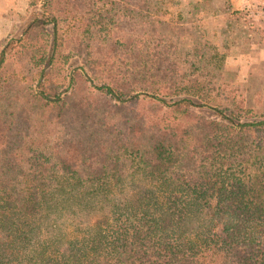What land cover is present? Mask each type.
I'll use <instances>...</instances> for the list:
<instances>
[{
	"label": "trees",
	"instance_id": "16d2710c",
	"mask_svg": "<svg viewBox=\"0 0 264 264\" xmlns=\"http://www.w3.org/2000/svg\"><path fill=\"white\" fill-rule=\"evenodd\" d=\"M58 1L67 7L71 0ZM88 1L87 9L80 2L59 8L64 16L53 13V20L58 26L79 20V11L91 14L96 2L123 0ZM98 17L112 24L108 13ZM38 21L0 53V264H264V120L242 121L253 116L243 106L218 107L221 119L197 110L192 97L205 88L187 72L165 73L168 57L150 49L143 33L139 42L132 35L106 43L132 51L129 81L107 77L89 86L81 76L86 95L49 101L60 84L48 91L51 75L42 93L27 94L20 75L3 69L22 68L14 54L44 31L45 45L30 48L37 79L45 72L53 40L46 20ZM139 26L144 30L145 21ZM58 40L57 49L59 33ZM57 49L53 66L81 56ZM86 56L90 73L106 64L92 47ZM148 66L160 80L147 78ZM138 89L153 94L111 103ZM55 109L57 122L50 121ZM53 122L59 133L38 138Z\"/></svg>",
	"mask_w": 264,
	"mask_h": 264
},
{
	"label": "rangeland",
	"instance_id": "374dc122",
	"mask_svg": "<svg viewBox=\"0 0 264 264\" xmlns=\"http://www.w3.org/2000/svg\"><path fill=\"white\" fill-rule=\"evenodd\" d=\"M53 1L50 4L47 0H20V11L19 15H15L14 30L6 43H0V53L5 50L7 52L35 28L36 20H39L40 25L46 20L45 31L51 33L50 39L53 43L52 47L46 49V60L42 65L45 72L37 79L34 73L39 68L35 67L34 55L30 48L45 45L44 31L35 32H39L37 37L27 44L33 46L25 45V48L21 47L14 54L13 60L22 68L16 69L13 63H8L3 69V72L15 70L14 72L20 75L27 94L42 93L45 80L51 75L47 90L54 88L52 84H60L57 86V95L45 93L49 101L64 99L72 92L86 95L87 83L80 79L81 76L87 80L89 86L103 85L105 82L102 81H106L107 77L121 76L122 83L129 81L133 76L125 73L132 72V51L127 46L117 45V49H110V52V46L106 43L108 40L132 35H135L139 42L140 34L143 33L150 49H156L155 51L168 57L162 67L165 73L187 72L191 74L192 79L198 80L195 85L205 88L204 95L192 97L197 110L210 118L221 119L225 113L219 112L218 107L223 109L227 105L243 106L251 109L253 116L242 121L264 120V0H148L143 7L134 5L135 2L131 0L108 6L96 2L91 14L79 11L78 16L82 15L79 20L69 18L65 22L61 21L58 26L53 20V13L64 16L59 8L69 10L73 2H80L83 6L86 5L87 9L90 2L71 0L65 7L63 1ZM129 11L136 14L137 21L133 20V14ZM101 13H108L112 24L95 22ZM86 17H93L90 21H94L93 24L86 21ZM142 20L145 21L144 30H140L139 26ZM75 22L78 24L76 30L71 27ZM104 26L106 28H103ZM142 26L144 27L143 23ZM58 33L60 42L62 38L64 41L57 49ZM103 40L105 43H102ZM72 43L77 46L72 49L78 51L82 57L73 54L67 61L59 58L53 66L51 59L54 58L56 49V55H59V52L68 55L69 51H73ZM91 47L97 55L103 57L101 59L106 60V64L93 73H90L86 56ZM27 48L30 50H25ZM38 57L40 56H37V59ZM107 57L112 58L111 62H107ZM151 67L148 66L147 78L160 80L153 75ZM110 71L112 73H108ZM161 81L168 82L169 79ZM138 93L146 97L153 94L138 89L132 94L114 99L111 103L126 102ZM184 96L185 94L169 97L165 105L172 104ZM113 113L117 114L116 110ZM57 116L58 110L55 109L50 121L57 122ZM59 130V125L53 122L50 127H43L40 133L39 128L36 134L38 138L42 134L53 137Z\"/></svg>",
	"mask_w": 264,
	"mask_h": 264
},
{
	"label": "crops",
	"instance_id": "0c3cea01",
	"mask_svg": "<svg viewBox=\"0 0 264 264\" xmlns=\"http://www.w3.org/2000/svg\"><path fill=\"white\" fill-rule=\"evenodd\" d=\"M20 0H0V43L8 39L15 27V15H19Z\"/></svg>",
	"mask_w": 264,
	"mask_h": 264
}]
</instances>
